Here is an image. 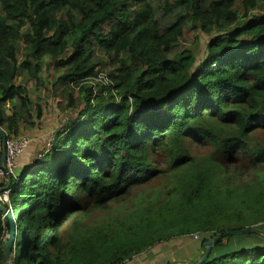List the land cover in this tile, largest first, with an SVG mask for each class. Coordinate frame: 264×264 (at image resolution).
<instances>
[{
  "label": "trees",
  "instance_id": "16d2710c",
  "mask_svg": "<svg viewBox=\"0 0 264 264\" xmlns=\"http://www.w3.org/2000/svg\"><path fill=\"white\" fill-rule=\"evenodd\" d=\"M263 6L0 0V128L7 138L43 116L19 78L41 81L51 71L48 97L78 111L52 148L36 158L28 150L0 192L16 226L14 254L4 264H125L194 234L203 238L201 256L214 236L213 250L227 248L203 264H264L263 235L227 234L245 229L229 227L242 216L256 221L249 229L264 222V141L254 143L264 135V13L255 14ZM186 28L210 35L200 60L180 47ZM100 73L108 83L98 86ZM201 143L212 148L207 155L192 152ZM241 163L255 173L237 196ZM7 185L5 173L0 189ZM244 198L243 205L233 201ZM118 203L131 209L105 223L95 218ZM175 228L177 235L168 234ZM10 230L0 210V264Z\"/></svg>",
  "mask_w": 264,
  "mask_h": 264
},
{
  "label": "rangeland",
  "instance_id": "374dc122",
  "mask_svg": "<svg viewBox=\"0 0 264 264\" xmlns=\"http://www.w3.org/2000/svg\"><path fill=\"white\" fill-rule=\"evenodd\" d=\"M263 13H264V6L263 8H260L259 10H257L255 14H263ZM209 40H210V35L204 34L197 30L186 28L184 37L180 40L179 44L181 48L191 49L196 54L198 59L200 60L206 54V47H207V43ZM41 78H42L41 81L28 80L25 82L21 78L17 80L18 82H23L24 84H26L31 98L35 102L41 104V107L43 110L42 118L40 120L38 118H35V122L37 123L36 127L32 129L23 130L21 133L22 136H25L28 138V140H30V145L24 151V154L28 152L29 150L33 153V158H36L42 155L44 152L52 148L56 133L62 130L63 125L66 124L67 121H69L71 118L78 115L77 110L65 108L66 106L65 102H62L63 107L58 108L57 104H58V101H60V99L48 97L49 93L46 88H48L47 86L51 84V81L53 78L52 72L51 71L45 72L44 70V74L42 75ZM94 83L97 85L100 84V82L96 80H94ZM263 141H264V135H259L254 140V143H262ZM211 150H212L211 147L204 145L202 143L195 144L192 147V152L200 156L207 155ZM24 154H22L16 161L14 172L17 171L20 167H22L25 164L24 159H22V156ZM254 169L255 168L250 167L248 164L241 163V165H239V170L243 172L242 177H244V179L240 181L241 184L238 182L237 176H235L234 174H231V177L233 178V180L238 182L237 184L238 189L236 191L237 196L242 191L241 189V187L243 186L242 184L248 182L251 176L255 173ZM1 178L2 176H0V179ZM158 184H159V181L155 180L154 183L148 186V189H149L148 191L153 192L154 190H156L155 188L158 187ZM159 189L160 188H158V190ZM233 201L234 203L243 205L244 202L246 201V198H244L242 201H239V202L235 200ZM124 204H126L127 207ZM128 207L131 209V206L129 203H122V204L118 203L116 206H114V210L110 214L105 215V213L101 212L95 215V218L99 221H102L105 218L106 219L113 218L114 220H116L117 218H115V214L118 211L121 213L123 211L129 210ZM10 209L11 211H13L12 207H10ZM6 214L11 215V213L7 209H6ZM11 216H12L13 221L15 222V216L14 215H11ZM120 217L122 218L123 214L122 215L120 214ZM245 218L246 216H242L240 219H243V220L235 219V221H230L229 224L231 225H229V227H233V226L236 227V226L243 225L245 226V229H249L247 228V226L252 225L256 222L255 220H250V219H245ZM106 219L102 223H105ZM102 223H98V224H102ZM90 224H93V223H90ZM252 228H259L261 230H264V222L258 223ZM177 229L178 228H175L174 230L173 229L169 230L168 234L177 235L179 232L177 231ZM8 237H9V234L7 235V238ZM202 239L203 238L201 236L198 239H194L193 236L192 238L189 236H185L184 238H175L172 241H169V242L167 241V242L157 245L150 251L139 255L140 257L137 256L136 259H137L138 264H148V263L149 264H167L168 262L172 263L174 261L181 260V259L189 260L195 263V260L201 258L200 256L202 254V248H201ZM252 242L253 240L250 239L249 243L252 244ZM225 250H227V248L214 249V250L212 248L211 250L212 254L211 253L210 254L213 257H218L223 252H225ZM131 264H135V262H132Z\"/></svg>",
  "mask_w": 264,
  "mask_h": 264
},
{
  "label": "water",
  "instance_id": "95a60500",
  "mask_svg": "<svg viewBox=\"0 0 264 264\" xmlns=\"http://www.w3.org/2000/svg\"><path fill=\"white\" fill-rule=\"evenodd\" d=\"M0 138H1V148H2V161L0 163V167L5 170L6 172H8V169L5 166V162L7 159V135L6 133L0 128ZM11 184V177L8 174V185L4 188V189H0V192L7 190L9 188V185ZM0 210H2L3 212H6V209L4 207L0 206ZM8 217L10 219V224H11V230H10V234L7 240L6 245L3 248V254H4V258L2 261V264H4L5 262H9L11 255L13 254V249H14V245H15V241H16V226H15V222L12 219V216L10 214H8ZM251 232H255V233H259L261 235L264 236V230H261L259 228H252V229H243V230H238V231H231L228 232L227 234H235V235H243V234H248ZM219 238V236H214L213 238H211L207 243H205V252L204 254L201 256V258L193 263L189 260H177L172 262L171 264H203L204 262L207 261V259L210 256L211 250L215 244V241Z\"/></svg>",
  "mask_w": 264,
  "mask_h": 264
},
{
  "label": "built area",
  "instance_id": "2783aa9c",
  "mask_svg": "<svg viewBox=\"0 0 264 264\" xmlns=\"http://www.w3.org/2000/svg\"><path fill=\"white\" fill-rule=\"evenodd\" d=\"M96 81L102 83H108L106 76L103 73H100L96 78ZM30 140L27 137L19 135V136H12L8 138L7 141V159L5 162V166L8 169V172L3 170L0 167V176H4V174H12L15 169V163L18 158L24 153V151L29 147ZM4 201L8 200L7 194L3 195ZM200 236L198 234H194L193 238L198 239Z\"/></svg>",
  "mask_w": 264,
  "mask_h": 264
},
{
  "label": "crops",
  "instance_id": "0c3cea01",
  "mask_svg": "<svg viewBox=\"0 0 264 264\" xmlns=\"http://www.w3.org/2000/svg\"><path fill=\"white\" fill-rule=\"evenodd\" d=\"M27 153L28 152H26L25 154L23 153L24 155L22 156V159H24V162H26V155H27ZM1 161H2V148H1V138H0V163H1ZM132 262H135V264H138L136 258H134L132 261H129V262L125 263V264H131Z\"/></svg>",
  "mask_w": 264,
  "mask_h": 264
}]
</instances>
